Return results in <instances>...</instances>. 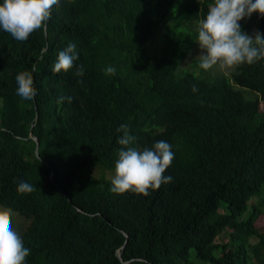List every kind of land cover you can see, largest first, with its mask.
Wrapping results in <instances>:
<instances>
[{
    "label": "trees",
    "instance_id": "obj_1",
    "mask_svg": "<svg viewBox=\"0 0 264 264\" xmlns=\"http://www.w3.org/2000/svg\"><path fill=\"white\" fill-rule=\"evenodd\" d=\"M210 2L59 0L23 43L0 31V212L24 221L27 264H264V58L231 74L181 68ZM251 19L264 33V15ZM68 41L82 74L52 71ZM18 74L31 105L13 96ZM121 123L138 147L173 146L170 182L111 190Z\"/></svg>",
    "mask_w": 264,
    "mask_h": 264
},
{
    "label": "clouds",
    "instance_id": "obj_2",
    "mask_svg": "<svg viewBox=\"0 0 264 264\" xmlns=\"http://www.w3.org/2000/svg\"><path fill=\"white\" fill-rule=\"evenodd\" d=\"M58 3L59 0H0V31L10 33L23 43L47 25L50 11ZM207 7L204 17L198 20L196 38L202 50L199 53L201 68L209 69L217 64L230 67L252 64L264 58V33L250 34L241 24L242 19L251 17L254 12L264 15V0H211ZM79 56L75 42L68 41L58 51L52 71H67L75 66L78 74H82L83 66L75 65ZM103 71L114 74L116 69L108 65ZM13 89L14 98L22 105H31L36 99L32 80L27 75H16ZM192 91H197L195 85ZM117 132L121 134L116 137V142L122 147L117 151L111 177L112 191L147 194L150 188L157 189L172 180L165 171L175 153L167 140H155L150 147L141 148L127 123L119 124ZM33 187L27 180H20L15 185L19 193L31 192ZM29 252L20 233L11 226L9 213L0 212V264H27Z\"/></svg>",
    "mask_w": 264,
    "mask_h": 264
},
{
    "label": "rangeland",
    "instance_id": "obj_3",
    "mask_svg": "<svg viewBox=\"0 0 264 264\" xmlns=\"http://www.w3.org/2000/svg\"><path fill=\"white\" fill-rule=\"evenodd\" d=\"M168 19H170V16H168V18L165 20V22ZM245 20L249 23L250 26H252V31L250 32V34H254L256 32V29H255V27L253 25V21H252L251 17L246 18ZM162 30L163 29L160 27L157 30L155 36H153L151 38V40H150V42L148 44V53L151 56H159L160 55L159 46H161L160 45V35H161ZM201 51L202 50L199 48L198 42H196L195 46L193 47V49H192V51L190 53V55L186 59H184L182 61L181 68H183V69H193L191 64H192V62L194 60H199L200 59L199 53ZM211 68L214 69V70H222V71L227 72L228 74H231L232 71H234L236 67L235 66H231V67L230 66H222V65L217 64V65L212 66ZM243 92H244L246 97H251V96L254 95L249 90H246V91L243 90ZM95 173L98 174L97 169H95ZM113 174H114V171H108L106 176L111 178ZM9 211L6 210V209H3V212H8L9 213V222H10L11 226L14 227L19 233H21L22 230H23V227L25 226L24 221H22L21 219L16 217L15 213H11ZM28 225H29V223H28ZM226 237H227V234H223L220 238H218V240H216V242H224V241H226L228 239V238L226 239ZM189 253H190L191 257H193L195 260H197L195 251L191 250Z\"/></svg>",
    "mask_w": 264,
    "mask_h": 264
},
{
    "label": "water",
    "instance_id": "obj_4",
    "mask_svg": "<svg viewBox=\"0 0 264 264\" xmlns=\"http://www.w3.org/2000/svg\"><path fill=\"white\" fill-rule=\"evenodd\" d=\"M36 119H37V117H36ZM35 139L37 140V149H36V153H37V156H39V155H38L39 141H38L37 138H35ZM118 256H119V258H120V254H118Z\"/></svg>",
    "mask_w": 264,
    "mask_h": 264
}]
</instances>
